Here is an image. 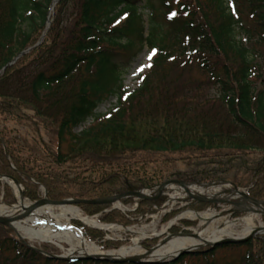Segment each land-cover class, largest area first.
Instances as JSON below:
<instances>
[{"label": "trees", "instance_id": "trees-1", "mask_svg": "<svg viewBox=\"0 0 264 264\" xmlns=\"http://www.w3.org/2000/svg\"><path fill=\"white\" fill-rule=\"evenodd\" d=\"M141 9L146 12L145 21ZM213 14L217 17L211 18ZM143 47L155 54L140 86L126 96L121 69ZM227 48L235 58L232 65L227 64ZM14 58V64L6 67ZM194 62L217 85V100L211 107L199 109L194 102L185 103L187 97H169V87L160 88V80L172 68L178 73ZM263 64L264 0H0V72L6 67L0 74V176L18 182L28 201L40 198L39 186L53 201H92L160 184L167 179L161 171L120 163L122 153L135 143L133 124L140 118L154 123L158 115L164 124L143 131L141 141L149 144L142 141L135 147L138 151H212L215 159L211 163L216 165L212 169L192 168L175 174L200 183L230 176L227 180L249 197L264 201V87L258 88L252 80ZM190 93L184 90L186 96ZM110 98H116L113 107L96 114L98 106ZM191 109L194 116L186 120V111ZM88 120H92L88 127L73 133ZM9 123L31 126L35 134L31 144L9 135ZM40 128L55 136V149L39 140ZM101 135H111L114 146L117 138L127 141L121 139L118 149L104 148L105 144L87 147ZM175 161L167 158L164 162ZM76 169L89 171L90 177L82 180L80 173L73 172ZM0 193L5 203H13L10 187L1 181ZM156 204L140 201L132 213L155 212ZM109 207L78 205L84 214L98 215L102 223H132L129 213L106 211ZM205 207L187 206L199 211ZM72 224L101 249L110 248L101 242L102 232L77 221ZM193 224L181 222L183 227ZM170 230L177 232L176 227ZM234 245H244L248 251L233 264H264V236L228 244ZM213 251L197 250L165 264H182L185 257H201L195 264H212L206 259ZM0 264L132 263L49 258L30 250L0 225Z\"/></svg>", "mask_w": 264, "mask_h": 264}, {"label": "rangeland", "instance_id": "rangeland-1", "mask_svg": "<svg viewBox=\"0 0 264 264\" xmlns=\"http://www.w3.org/2000/svg\"><path fill=\"white\" fill-rule=\"evenodd\" d=\"M72 10V4H69L67 8L68 14ZM140 13L143 14V20H146V12L141 9L139 10ZM216 15H211L212 17H215ZM217 17V16H216ZM146 24V23H145ZM45 36V31L41 34L40 41L39 43L43 40ZM238 38V37H236ZM242 42L245 43V39H242ZM226 47V46H225ZM225 54H227V64L232 65L235 63V58L233 56V53L230 52V50L227 48V51H225ZM154 55V51L148 50L147 47H143L141 51L137 53V55L128 63L126 66H123L121 69L122 71V88L123 91L125 92V95L131 94L135 89H137L140 86L141 82V76L146 72V69L148 65L151 62V59ZM150 57V58H149ZM257 71L255 75L253 76V81L254 83H257L258 88H263L264 87V64L261 66V69H256ZM176 72V73H175ZM170 77V78H169ZM159 83V82H158ZM63 84V83H62ZM64 87L66 85H63ZM169 87V97H173L176 99L177 97L186 98L184 101H187L185 103H192L194 102L195 107L200 109V106H204L205 108L211 107L212 104L215 103L216 96H217V85L215 84V80L213 77L209 76L208 74L204 73L200 67L197 66V64L194 62L193 64L187 65L183 67V70L177 73V70L172 68L171 71L169 72L168 77L163 78L160 80V88L163 87ZM192 90L193 95L187 94L186 96L184 94V90ZM185 97H184V96ZM116 103V98H110L103 103H101L98 108L96 109L95 113L96 114H105L107 113L113 105ZM202 103V104H201ZM214 107V106H213ZM192 111H186L185 119L188 120L189 117L194 116V109H191ZM180 113L183 112V108L179 110ZM197 112V111H196ZM221 113V110H220ZM154 123L151 122L152 119H139V123L133 124L132 131L137 134V137H131L134 138L133 141L135 143H131L132 146L127 148L125 150V153H122L121 156H123V159L121 162H128V163H136L138 167H142L148 172H151L153 169H156L158 171H161L166 180L170 179H177L180 181H184L185 183L191 182V181H186L184 178H181L180 176H177L175 173L181 172V173H186L192 168L195 169H212L213 166H216L215 164H212L211 161H213L215 158L213 156L212 151H188V152H178L175 154L172 153H163V152H147L145 151H138V147L140 146L142 141L141 139L143 138L144 135H142L144 130H148L150 127H161L164 123V121L159 118L158 115H154L153 117ZM150 120V121H149ZM92 120H88L85 122L83 125L77 127L74 130V134H79L84 128L88 127L91 124ZM179 122V121H176ZM176 122H171L172 124H176ZM30 124V123H29ZM181 124V123H180ZM6 127L8 131L10 132L9 135L12 137H17V142H22L21 138H25L28 144H31L30 139L35 135L34 132L32 131V127L23 124V125H17L15 123H9L6 124ZM128 135V134H127ZM38 136L39 140L42 141L45 145L52 147L55 149L57 147V141L55 136L52 133H48L47 131L43 130L42 128L39 129L38 131ZM111 135L108 136H100L98 139H96L95 143H90L88 144L87 147L90 148H97L101 144H105V147H116V149L121 148L122 142L121 139L126 140L124 137H120V139L117 138V142H115V145H112L111 141ZM138 139V140H136ZM127 141V140H126ZM146 142V141H145ZM126 143V142H125ZM147 143V142H146ZM114 144V143H113ZM149 144V143H147ZM125 145V144H124ZM26 151L28 149L24 148ZM137 151V152H136ZM132 152V153H129ZM29 153V152H26ZM31 154H35L33 151L30 152ZM129 153V154H128ZM134 153V154H133ZM204 153V154H203ZM36 155V154H35ZM254 157V156H251ZM167 158H174L176 159L175 162L173 163H168L164 162ZM180 158H185V160H179ZM74 173H80V178L82 180L87 179V177H90V172L83 171L81 169H76L73 171ZM72 173V172H71ZM173 174V175H172ZM71 175V177H73ZM84 178V179H83ZM91 178H95V175L92 174ZM230 178V176H227L225 181ZM230 180V179H229ZM229 180L227 182H229ZM11 186V192H12V197L14 199L12 204H6L4 201H2V194L0 193V204L6 205V206H13L17 202V193L15 192V187L12 182H9ZM195 185L194 183H192ZM178 188L179 186L176 185ZM40 191V197L44 196V188L42 186L39 187ZM242 191H244L242 189ZM218 192H224V190L220 189L217 191ZM174 194V190H165V195L162 196L164 200L159 199V203L153 208L155 212L152 213H146L144 215L137 216L133 214L132 212L135 211V208L137 206L136 201L137 199L132 196L128 199V202L123 203L120 201V203H114L112 204L107 210L109 211H114V207L116 208L115 211H118L122 215L127 214L128 219L132 221L131 224L129 225H124V224H119V223H112L110 224L109 227L111 229L109 230H99L95 228H90L94 230H98L102 232V240L101 242H106L108 243L107 246L110 247L108 249H101L100 247L98 248L100 252L102 253H108V252H113L117 251L121 247H128L133 244L134 241L137 242L139 248L145 253L147 250L154 248L155 245L159 246L162 242L163 247L167 245L169 233H171V230H169L173 227L177 228V233L180 232H189L185 234H195V232H202L206 228H208L209 231L216 230L217 228H221L224 223H233L231 225V230L229 232L233 236L232 238H237V235L243 228L244 224L242 223V219L244 218H250L252 220V224L256 227H263L264 230V216L256 212V207L253 206L250 203H247L243 198H237V199H230L233 200L234 202L238 203L241 202L242 206H248L251 208H254V213H242L238 212L236 213L234 210H236V206H233L228 203H221L220 205L217 204H212L207 207H205L203 210H192L194 212H197L198 214L201 213H210L213 216H215L214 221L212 223L207 222L202 226L199 225V220H188V219H179L176 220V216H180V214L184 213L187 210V203H185L184 200L180 201H169V197ZM208 194L210 195H215L214 191L209 192ZM217 198V197H216ZM220 198V197H219ZM218 198V199H219ZM226 199V198H223ZM25 203H30V201L24 200ZM65 207H71V208H76L75 206H65ZM120 210H118V209ZM78 210V208H76ZM52 210L56 213L59 212L60 207H52ZM190 210V209H189ZM256 212V213H255ZM132 213V214H131ZM82 214V213H81ZM83 215V214H82ZM176 218V219H175ZM70 221L74 220L79 223H81L79 220H76L77 218L69 217ZM96 222V218H93ZM63 223V220H61ZM69 221V222H70ZM188 222V223H194L192 226L188 227V230H185L181 225L180 222ZM178 222L180 224H178ZM98 223V222H97ZM99 224V223H98ZM171 224H174L171 226ZM21 226L28 228L31 226V223L27 220H23L20 224ZM34 229L38 231V227L34 226ZM169 230V233H168ZM14 232V231H13ZM52 233H56L60 236V238H56L54 240H35L29 238L25 233H14V235L17 237L21 238L22 241L25 242L26 245L30 247V250L32 247L37 248L40 250L42 254H49L54 255V256H62L66 258H73L77 256L74 253V250L71 245L73 243L71 241H68L67 238L63 235H60V232L58 229L55 227L51 228ZM264 232L256 234L253 236L251 239H255L258 237H263ZM17 237V238H18ZM226 239V238H224ZM223 239V240H224ZM148 241V242H146ZM255 241V240H254ZM89 242V241H88ZM143 242H146V246L142 245ZM91 243H94L93 241ZM215 242H212L214 244ZM256 245V241L254 242ZM95 244V243H94ZM237 244V243H235ZM42 245H48V247L44 248ZM207 246L204 247H209L211 244L206 243ZM254 246V250L257 249V246ZM211 248V247H210ZM212 254L206 259L208 263L212 264H233L235 261H237L241 255L246 253L248 251V248L245 247L244 245H239V246H228V244L216 246L213 248ZM199 259L202 260L201 257H185L183 259L182 264H195L199 262ZM204 260V258H203ZM205 260V261H206Z\"/></svg>", "mask_w": 264, "mask_h": 264}, {"label": "bare ground", "instance_id": "bare-ground-1", "mask_svg": "<svg viewBox=\"0 0 264 264\" xmlns=\"http://www.w3.org/2000/svg\"><path fill=\"white\" fill-rule=\"evenodd\" d=\"M170 188L174 190V194L169 197V201H173L175 199H183L189 195L193 196H202V197H210L208 194L211 191L215 192V196L217 198H226V199H237L242 198L239 191H235L231 185L222 183L216 185H193L190 184L186 187L185 190L178 188L174 184H170ZM224 190L223 192H218V190ZM15 192L17 190L15 188ZM154 191H144L143 194L145 195H153ZM17 202L13 206H6L0 204V217L4 218H11L18 216L22 213L23 209H26L29 204L23 201H20L19 195L17 193ZM246 209H254L251 207L246 206ZM264 210V207H262ZM69 217L77 218L81 220L85 225L93 226V227H100L104 230H109L111 227H104L99 225L93 218L85 217L81 214L79 210L76 208L71 207H60L58 213L52 210V206L50 205H43L37 207L31 215L26 219L31 223V226L25 228L21 226L20 223L12 224L13 229L16 233H25L29 238L35 240H54L56 238H60V236L56 233L51 232V228L55 227L59 230L60 235H63L67 238L68 241L73 243L72 248L74 253L79 256L83 255H91V256H104L109 255L111 257H141L146 255V259H162L168 260L169 258L175 256L179 251L193 249L196 247H200L204 245V243H212L220 239L224 238H232L233 236L229 232L231 230V225L233 223H224L221 228H217L216 230L209 231L208 228L203 230L202 232L198 231L195 232V237L190 236H174L168 238L167 245L165 247H159L148 255L146 252L144 253L138 246L137 242L134 241L132 245L128 247H121L117 251L102 253L98 249V247L91 242H88L83 237L81 231L72 225H70ZM215 216L210 213H201L196 214L193 211H186L180 216H178L177 220L179 219H188V220H195L198 219L199 225L203 227V225L207 222L212 223L214 221ZM63 220V223L62 221ZM23 222V221H22ZM242 223L244 224L243 228L237 235V237H244L247 235H253L256 232H262L263 227H256L252 224V220L250 218L242 219ZM34 226H37L39 229L38 231L34 229ZM206 226V224H205Z\"/></svg>", "mask_w": 264, "mask_h": 264}, {"label": "water", "instance_id": "water-1", "mask_svg": "<svg viewBox=\"0 0 264 264\" xmlns=\"http://www.w3.org/2000/svg\"><path fill=\"white\" fill-rule=\"evenodd\" d=\"M54 4V3H53ZM53 7V5H52ZM51 7V8H52ZM24 54V53H21ZM171 182H174L176 184H179L181 187L185 188V184L181 181L178 180H172ZM15 183V182H14ZM16 186H18L17 183H15ZM168 185V182L162 184L161 186H159V194H162L163 189L166 188V186ZM127 195H133L135 197H137L138 199L141 200H151L154 199L153 197H148L143 195L141 192L139 191H130L128 193L125 194H121V195H117L115 197L112 198H106V199H101V200H94V201H82V200H62V201H52V200H48L46 198L40 199L36 202H34L33 204H31L30 206H28L26 209H23V213H21L18 216L15 217H11V218H4V217H0V225H4V226H8L9 228H12V224L26 218L27 216H29L37 207H40L42 205H50V206H66V205H78V204H82V203H90V204H113L115 202H117L118 200L124 198ZM242 196L245 198V200L247 202H251L253 205H255L257 207L256 212H258L261 215H264V210L262 209V207H264V202L261 201H257V200H253L249 197H247L245 194H242ZM20 198L22 197V192L20 191ZM189 198L196 201V202H207L210 204H216V203H231L236 207H239V204L236 202H231L228 200H215V199H210V198H203V197H198V196H193V195H189ZM236 213L238 212H242V213H254V211L251 210H244V209H237L234 210ZM254 235V234H253ZM250 235L248 237L245 238H241V239H226L224 241H217L214 245L217 244H222V243H229V242H242V241H246L249 237L253 236ZM211 244V246H214ZM190 249L187 250H182L180 252H178L173 258L172 260H175L178 256H180L181 254L184 253H188L190 252ZM149 252V251H148ZM61 258V257H60ZM81 258H89V259H96V260H102V261H110V262H129V263H145V262H149L148 260L145 259V257H141V258H137V257H129V258H121V257H109V256H84V257H77V259H81ZM158 263H164L166 262V260H159L157 261Z\"/></svg>", "mask_w": 264, "mask_h": 264}, {"label": "snow or ice", "instance_id": "snow-or-ice-1", "mask_svg": "<svg viewBox=\"0 0 264 264\" xmlns=\"http://www.w3.org/2000/svg\"><path fill=\"white\" fill-rule=\"evenodd\" d=\"M174 15V14H173ZM150 58V57H149Z\"/></svg>", "mask_w": 264, "mask_h": 264}]
</instances>
